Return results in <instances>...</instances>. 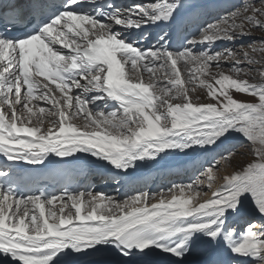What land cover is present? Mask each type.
<instances>
[{
	"label": "snow or ice",
	"instance_id": "snow-or-ice-1",
	"mask_svg": "<svg viewBox=\"0 0 264 264\" xmlns=\"http://www.w3.org/2000/svg\"><path fill=\"white\" fill-rule=\"evenodd\" d=\"M258 3L205 24L178 50L165 36L158 47L140 45L148 39L143 31L148 25L171 23L179 0L123 8L100 0H62L30 32H0V154L8 161L39 165L50 154L65 158L82 152L127 171L169 149L212 151L234 134L246 139L255 157L195 204L197 188L206 184L211 190L213 169L230 164L234 149L218 153L219 160L214 156L196 181L172 185L166 190L170 199L164 191L115 201L67 189L60 196L43 191L23 196L12 182L0 185L4 264H78L81 256L103 248L119 257L117 264H152L151 258L161 255L175 258L170 264H184L201 241L264 264V223L249 222L239 233L228 225L249 197L264 217V83L241 79L257 71L264 81V70L242 67L261 62L254 54L264 56V39L247 50L211 51L218 41L264 32V0ZM19 15L12 4L3 18L14 24ZM198 45L205 50L195 51ZM198 87L207 90L210 102H193ZM232 91L257 102L239 101ZM96 102L111 110L92 106ZM77 119L83 124L74 123ZM9 175L10 170L0 171V177ZM156 195L159 201L149 204Z\"/></svg>",
	"mask_w": 264,
	"mask_h": 264
},
{
	"label": "bare ground",
	"instance_id": "bare-ground-1",
	"mask_svg": "<svg viewBox=\"0 0 264 264\" xmlns=\"http://www.w3.org/2000/svg\"><path fill=\"white\" fill-rule=\"evenodd\" d=\"M15 4L21 8H23V14L28 13V8L33 5L42 4L44 0H12ZM119 3V7H127L133 3H138L136 0H117ZM255 3L259 6L258 0H179V3L182 5L176 10L175 18L171 21V23L156 25H148L143 29L144 33L148 35L149 41H153L156 39L159 41V38L165 36L167 38L166 44L169 46L170 44H174L172 50H178L182 47H186L187 40L193 38V36L198 34V29L204 26L205 24L214 22L213 19L218 20L228 13L242 7L245 3ZM42 7H45L42 6ZM41 7V8H42ZM87 11H92L91 7H87ZM163 29L166 31L165 34H161L159 31ZM259 34L261 39H264V32L259 30L253 31ZM133 35H137L135 30L133 31ZM191 35V36H188ZM252 35V34H251ZM260 39V40H261ZM156 43V42H155ZM260 42L255 40L253 37L248 36L244 38H238L235 42H227V41H218L211 48L212 52L222 51L224 49H235L240 51L241 48L248 49L249 45H259ZM141 47H144L141 43ZM59 47V45H57ZM205 50L204 45H198L195 48V51ZM64 51V49L62 50ZM248 65V64H247ZM230 63H226L224 65V70H227L230 67ZM243 67V66H242ZM213 72H216L215 67L212 69ZM147 76V74H145ZM245 79L251 84H261L264 81L259 77L257 79H252L247 76ZM54 87V86H53ZM192 99L195 103H207L210 102V98L207 96V90L203 88H196L195 92L192 93ZM179 102V101H174ZM35 103V102H34ZM111 103V102H110ZM98 105L99 108L102 107L104 110L106 107L101 102H96L95 105ZM40 106L48 107L46 104H40ZM83 120L77 119L74 123L80 125L83 124ZM47 123L45 127H47ZM236 137V136H235ZM31 139V138H28ZM237 141V140H236ZM228 141H225L224 144L219 145L212 151H203L197 150L192 151L188 150L186 153L189 156L183 159H172L170 158V162H162L158 164L152 161H136L135 167L125 170H117L114 166L110 165L107 161H103L97 157H93L88 153L78 152L75 153L74 156L70 157V165L73 171L82 170L83 173L79 179V189L76 192H85L86 189L90 186L93 187L92 193L94 194H103L106 197H112L115 201H123L128 197L142 193L148 192L150 194H158L162 191L165 192V199H170L172 193H168L165 187V181L173 182L172 184L177 185H187L192 183L190 178L195 176L197 170L203 168L207 163L212 162L213 157L215 156L217 160H219L218 153L224 152L228 149L227 144ZM232 142V141H231ZM248 149V148H247ZM250 150V149H249ZM247 151V150H246ZM175 152H181L179 150H166V154H171ZM166 155L165 153H161ZM2 155V154H1ZM245 155V154H244ZM250 155V153H249ZM241 156V155H240ZM239 156V157H240ZM243 156V155H242ZM252 156V155H251ZM208 160H207V158ZM60 157L55 156V154H50L44 163L39 165L28 164L27 162L22 161H10L9 165H4L2 167L5 171L16 170V167H27V166H47L48 164L55 162ZM247 157H245L246 159ZM244 159V158H242ZM241 159V160H242ZM244 159V160H245ZM169 161V160H165ZM249 161V160H248ZM243 162V161H242ZM235 161H233V164ZM245 163V162H243ZM246 164H237L236 167L239 171ZM235 170V169H234ZM232 174L228 172L221 173L220 175H214V182L212 184L211 190L207 189L206 184H202V189H206L207 192H202V195L196 197L195 203L203 202L209 199L212 196V192L217 190L223 183V177ZM104 176L106 178L104 179ZM167 177L163 179V177ZM156 177L155 184L158 183V186L148 187L146 183L151 180V178ZM174 178L175 181H172ZM158 179L159 182H158ZM206 179V178H204ZM190 180V181H189ZM154 184V185H155ZM91 189V187H90ZM65 188L61 185L57 189V196H60L64 193ZM201 192V191H200ZM178 190H177V193ZM185 195H192V193L186 190ZM160 197L156 195L155 199H150L149 204L157 203ZM243 217V219H240ZM248 220L249 222L256 221L257 223H264V217H262L255 209L251 198L245 202V209L239 217H229L228 221L234 220L237 222ZM239 221V222H240ZM244 226V225H243ZM238 233V232H237ZM175 258H168L165 256H154L151 258L152 264H170L172 260ZM232 259V260H231ZM119 257L112 251L110 254L101 255L99 257H91L87 260L81 262V264H117ZM95 261L96 263H93ZM231 261V262H230ZM253 264V260L251 258H243L238 257L232 253H230L223 245H210L205 241L199 242L197 245L193 246V251L190 255L184 258V264Z\"/></svg>",
	"mask_w": 264,
	"mask_h": 264
},
{
	"label": "rangeland",
	"instance_id": "rangeland-1",
	"mask_svg": "<svg viewBox=\"0 0 264 264\" xmlns=\"http://www.w3.org/2000/svg\"><path fill=\"white\" fill-rule=\"evenodd\" d=\"M135 1V0H134ZM136 2H138V3H143V4H147V3H150V2H152V0H136ZM257 4H259V3H257ZM213 21H215V19H213ZM161 31H159L161 34H165L166 33V31L165 30H163V29H160ZM254 31H256V30H254ZM252 35H250L251 37H253L255 40H258L259 42H260V39H261V37L259 36V34L258 33H256V32H252L251 33ZM188 36H191V35H188ZM157 39V38H156ZM156 39H154L152 42L151 41H149L150 39L148 38L145 42H143L142 44H143V46L144 47H152V46H159V41H157ZM167 40V39H166ZM156 42V43H155ZM164 42H166V41H164ZM169 47L170 48H173L174 47V44H170L169 45ZM246 47L247 46H245V50H246ZM255 55V57H256V59L257 60H260L261 62L260 63H254V64H251V65H247L246 63H244V64H242V66L243 67H245V68H252V69H254V70H264V56H262L261 54H259V53H256V54H254ZM249 78H252V79H257L258 80V78L260 77L259 76V74H258V72L257 71H253L252 72V74L250 75V76H248ZM247 78V77H246ZM241 79H245V76H241ZM250 83V82H249ZM232 95L234 96V98L235 99H237V100H239V101H249V102H257L253 97H251L250 95H247V94H241V93H236L235 91H232ZM102 103V102H101ZM41 104H43V103H41ZM100 110H102V107H100L99 108ZM105 111H107V110H111V109H108V108H105L104 109ZM236 136V137H235ZM237 140V141H236ZM232 141V142H231ZM227 147H228V149H234L235 150V152H236V154L235 155H233L232 157H231V161H230V164H224L223 162H221L220 163V165H219V167L218 168H215V169H213V171H214V175H216V176H218V175H220L221 173H225V172H227V170H228V172L229 173H234L235 171H238L237 169V167H236V165L237 164H246L247 162H251L253 159H255V157L250 153V146H249V143L246 141V139L245 138H243V137H241V136H239V135H237V134H234L230 139H229V142H228V144H227ZM248 148V149H247ZM247 150V151H246ZM249 153H250V155H249ZM245 154V155H244ZM186 155H187V153L186 152H175V153H171V154H166V155H164V154H160L155 160H153L155 163H157L158 162V164L160 163V161H161V163L163 162H170V161H172V160H170V158H172V159H176V160H181V159H183V158H186ZM241 155V156H240ZM243 155V156H242ZM252 155V156H251ZM189 156V154L187 155V157ZM240 156V157H239ZM245 157H247L246 159H245ZM207 158V157H206ZM242 158H244V159H242ZM242 159V160H241ZM165 160H169V161H165ZM207 160H208V158H207ZM249 160V161H248ZM233 161H235V163L233 164ZM245 162V163H243V162ZM211 163V162H210ZM210 163H207L206 165H204L203 166V169H206L207 167H208V165L210 164ZM235 169V170H234ZM200 173H201V169L200 170H197V173H196V175L195 176H193V177H191L190 178V180H191V182H194V181H196V179H197V177H199L200 176ZM106 178V176H104V179ZM165 178H167V177H163V179H165ZM173 180L172 181H175V179L174 178H172ZM159 180L160 179H158V182H159ZM189 180V181H190ZM155 182H156V177H153V178H151V180L150 181H148V183H146L147 185H148V187H151V186H158V183L157 184H155ZM173 182H166L165 181V187L164 188H166V186L168 185V187L166 188V189H169V188H171L172 187V184ZM155 184V185H154ZM90 187H91V189H90ZM90 187H88L85 191H86V193L87 192H92V189H93V187L92 186H90ZM197 191L199 192V195H202V192H207V190L206 189H202V185H200L199 186V188H197ZM201 191V192H200ZM193 194V193H192ZM198 195V196H199ZM203 196V195H202ZM204 197V196H203ZM240 219H243V217H241ZM240 219L237 221V222H235L234 220H229L228 221V225H229V227H231V228H235L236 229V231L239 233L240 231H242L243 230V228H244V226L248 223V220H245L244 219V221L242 220V221H240ZM240 221V222H239ZM244 225V226H243ZM232 260V259H231ZM231 262V261H230ZM229 264H232V263H229Z\"/></svg>",
	"mask_w": 264,
	"mask_h": 264
}]
</instances>
